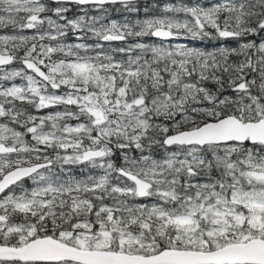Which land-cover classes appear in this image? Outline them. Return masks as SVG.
<instances>
[{
  "label": "snow or ice",
  "instance_id": "snow-or-ice-1",
  "mask_svg": "<svg viewBox=\"0 0 264 264\" xmlns=\"http://www.w3.org/2000/svg\"><path fill=\"white\" fill-rule=\"evenodd\" d=\"M0 264H264V0H0Z\"/></svg>",
  "mask_w": 264,
  "mask_h": 264
}]
</instances>
